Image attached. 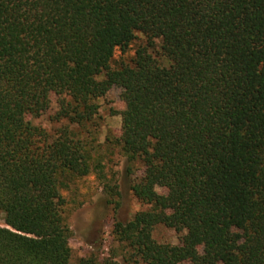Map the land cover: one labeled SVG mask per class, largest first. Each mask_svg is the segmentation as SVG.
Segmentation results:
<instances>
[{
    "label": "trees",
    "instance_id": "obj_1",
    "mask_svg": "<svg viewBox=\"0 0 264 264\" xmlns=\"http://www.w3.org/2000/svg\"><path fill=\"white\" fill-rule=\"evenodd\" d=\"M113 88L114 144L143 168L147 209L111 229L133 264H264V0H0V264H73L65 193L102 173ZM53 97L50 135L33 121ZM160 225L179 243H157Z\"/></svg>",
    "mask_w": 264,
    "mask_h": 264
},
{
    "label": "rangeland",
    "instance_id": "obj_2",
    "mask_svg": "<svg viewBox=\"0 0 264 264\" xmlns=\"http://www.w3.org/2000/svg\"><path fill=\"white\" fill-rule=\"evenodd\" d=\"M143 43L138 35L137 40L124 53L116 52L113 66L118 63L131 64L136 48ZM163 65L165 61L160 60ZM120 90L111 89L104 97L97 100L99 105L98 135L96 152L101 162L102 173H93L87 178L75 182L71 190L65 193L70 203L68 225L72 232L69 245L71 262L76 264L80 259L92 260L94 264H133L130 253L116 242L111 229L115 220L122 223L129 221L134 214L147 209L134 198L131 192L133 182L143 175L139 163L131 165L114 144L121 133V118L116 115L123 107L120 100ZM57 98L53 97L50 109L34 120L35 125L53 135L64 122L56 123L52 116L57 112ZM102 176V179L99 178ZM117 185L119 192L118 206L108 203V195L104 184ZM165 194L164 190H158ZM82 203L81 205H78ZM77 206V207H76ZM4 226L3 215L0 212V227ZM153 239L160 244L176 245L180 235L165 226H157L152 233Z\"/></svg>",
    "mask_w": 264,
    "mask_h": 264
}]
</instances>
